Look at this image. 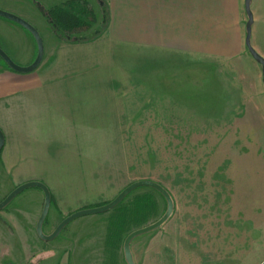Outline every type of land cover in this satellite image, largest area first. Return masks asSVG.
I'll return each mask as SVG.
<instances>
[{"label":"rangeland","instance_id":"374dc122","mask_svg":"<svg viewBox=\"0 0 264 264\" xmlns=\"http://www.w3.org/2000/svg\"><path fill=\"white\" fill-rule=\"evenodd\" d=\"M65 1L0 0V9L33 16L21 19L37 30L47 58L59 39L41 9ZM79 1L93 9L98 27L97 1ZM103 1L108 26L111 9L133 0ZM199 1V51L180 48L184 39L169 52L145 53L139 66L131 45L107 46L103 33L96 45L57 51L63 69L71 61V80L89 83L88 93L39 91L13 111L0 101V202L25 182L46 185L51 203L41 227L48 235L71 212L103 206L126 185L150 180L167 190L174 212L131 242L135 264H264V71L244 44V0ZM250 11V47L264 59V0H252ZM0 48L19 67L32 63L25 64L29 50L19 37L2 28ZM87 54L88 65L81 64ZM147 189L138 187L107 213L73 220L50 242L34 227L42 191L22 190L0 211V264H126V234L166 210L165 199L150 191L156 211L146 221L123 216ZM119 220L124 230L115 236Z\"/></svg>","mask_w":264,"mask_h":264},{"label":"crops","instance_id":"0c3cea01","mask_svg":"<svg viewBox=\"0 0 264 264\" xmlns=\"http://www.w3.org/2000/svg\"><path fill=\"white\" fill-rule=\"evenodd\" d=\"M131 4L132 13L128 10ZM131 4H127L126 1L118 4V12L108 6V9H111V19L109 20V27L107 26L106 32H104L101 39L107 36L106 45L116 47V49L131 45L134 50L135 64L142 66V55L145 53L151 50L169 52V50L177 46V41H184V39L188 40L189 43L184 44L181 41L184 45L181 46L180 44V48L190 46L191 50L197 52L199 51L196 48L197 44H200V46L204 45L202 13L199 0H133ZM12 12L13 14H18L16 13L17 11ZM112 14H114V18ZM20 16L23 19L26 18L25 20L29 22L30 20H34L33 16L23 10ZM170 16L175 17L172 22ZM19 27V25L17 26V24L11 21L0 18V28L18 36L19 41L29 50L25 61V64L28 65L33 60L32 52L35 50V45L31 35L25 29ZM97 40H100V38ZM96 41L70 44L59 40L57 44H50L48 47V57L43 58L41 64L28 74H19L8 70L6 66L1 64V61L0 101H5L3 105L5 109L13 111L14 109L23 108V98H29L39 91L56 92L62 95H65L67 92L88 93L89 83L85 84V81L76 82L71 80V77L73 78L76 75L75 72L70 71V67L72 66L71 61L63 69L64 62L59 60L57 51L60 52L63 49H70L71 51L72 49H81L96 45ZM3 43L4 45L7 44L6 41ZM6 46L12 50L14 48L13 44H7ZM84 58L85 61H82L81 64L86 63L88 65L89 54L84 56ZM13 60L17 62L16 59ZM109 63L107 60V65ZM87 75H89V72L85 71L80 72L79 76L84 77ZM68 76L70 80L66 81L65 78H68ZM62 99L64 100V98Z\"/></svg>","mask_w":264,"mask_h":264},{"label":"water","instance_id":"95a60500","mask_svg":"<svg viewBox=\"0 0 264 264\" xmlns=\"http://www.w3.org/2000/svg\"><path fill=\"white\" fill-rule=\"evenodd\" d=\"M252 0H244V11L246 12V16H247V21H246V26H245V47L248 49V52L250 54V56L252 57L253 60H256L262 67V71H264V59H262L256 52L255 50H253L252 47H250V39H251V29L253 26V15L252 12L250 11V4H251ZM0 18L6 19L7 21H11L17 25H19L20 27H22L23 29L26 30V32H28L34 39V43L36 44V57L34 59V61L26 67H19L17 66L10 58H8L9 56L0 48V59L1 61L5 64V66L8 68V70H11L13 72L19 73V74H28L32 71H34L36 69V67H38L41 64L42 58H43V42L42 39L39 35V33L37 32V30L27 21L21 19L20 17L6 12L4 10L0 9ZM4 134L2 131H0V151L4 146ZM31 187H36L39 188V190L42 191L43 193V206H42V210L40 212V215L37 219V222L35 224V233L38 237V239L44 241V242H50L52 240L55 239V237H57V235L63 230V228L65 227V225L69 224L70 222H72L75 219L81 218V217H85V216H92V215H100V214H104L107 213L108 211H111L112 209H115L116 206H118L120 204V202L123 200V198L127 197V195H129L131 192H133L134 190L139 188H150L154 191H156L157 193H159L163 199H165L166 202V210L164 212V214L157 219L156 221H153L151 224L146 225L144 227L135 229L133 231H131L130 233L126 234V237L123 240V244H122V252H123V260L125 261L126 264H135L132 253H131V249H130V245L131 242L139 237L140 235H145L147 233H151L153 231L158 230L159 228H161L164 224H166V222H168V220L171 218L173 212H174V204H173V200L172 197H170L169 193L167 192V190L162 187L161 185H159L158 183L154 182V181H150V180H138V181H134L128 185H126V187H124L111 201L107 202L106 204H104L103 206H96V207H92L90 208H86V209H81V210H77L75 212H71V214L66 215V217H64L60 223L58 225H56V227L54 228V230L50 233V234H44L42 227L43 226V222L45 220V218L47 217V213L49 211V207H50V201H51V194L50 191L48 190L47 186L44 185L41 182H37V181H29V182H25L19 186H17V188H14L13 190H11V192L0 202V211H2L9 202H11V200L17 195L19 194L22 190L25 189H29Z\"/></svg>","mask_w":264,"mask_h":264},{"label":"trees","instance_id":"16d2710c","mask_svg":"<svg viewBox=\"0 0 264 264\" xmlns=\"http://www.w3.org/2000/svg\"><path fill=\"white\" fill-rule=\"evenodd\" d=\"M96 1L101 12L98 27L96 25L95 12L85 1L68 0L50 8H42L41 12L49 24L50 32L59 40L70 44L88 43L96 41L105 32L108 23L107 5H105L103 0ZM93 27V31L86 36L77 37L75 35L78 31L89 30ZM150 191L155 192L148 188L147 192L134 197L130 208L121 210L123 216L125 215L126 218L130 219L133 218L138 224L146 221L150 217L149 215L156 211L155 202ZM112 227V232L115 236L121 232V229L122 232L124 230L120 220L117 223L114 222Z\"/></svg>","mask_w":264,"mask_h":264}]
</instances>
